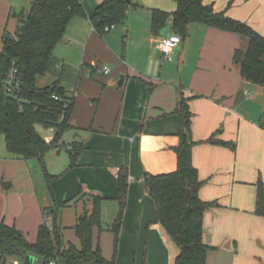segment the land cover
Masks as SVG:
<instances>
[{
  "label": "crops",
  "instance_id": "1",
  "mask_svg": "<svg viewBox=\"0 0 264 264\" xmlns=\"http://www.w3.org/2000/svg\"><path fill=\"white\" fill-rule=\"evenodd\" d=\"M106 1L80 0L85 16L71 21L54 51L57 65L46 86L61 79L74 105L71 128L45 157L49 178L39 160L14 157L6 144L0 146V223L36 243L46 212L53 221V211L66 203L56 211L64 247L80 249L75 226L93 209L91 197H101L103 227L121 219L117 234L94 231V245L107 261L176 264L179 249L161 224L146 178L177 170L179 108L186 99L195 142L192 162L203 183L199 197L216 204L203 220V242L211 247L207 264H264V217L256 214L258 185H264V88L244 81L234 62L248 42L193 24L173 61L163 62L152 14L173 13L175 2L121 0L128 4L126 19L99 34L91 17ZM205 4L264 36V0ZM17 5L0 0V51L11 27L16 33ZM103 66L111 68L109 75L100 72ZM41 135L50 143L56 132L46 129ZM120 175H127L124 200Z\"/></svg>",
  "mask_w": 264,
  "mask_h": 264
},
{
  "label": "trees",
  "instance_id": "2",
  "mask_svg": "<svg viewBox=\"0 0 264 264\" xmlns=\"http://www.w3.org/2000/svg\"><path fill=\"white\" fill-rule=\"evenodd\" d=\"M173 13L153 11L152 25L156 34L170 27L172 34L187 38L193 24L231 32L248 39L246 51L238 50L234 62L240 66L244 81L264 88V36L249 25L233 19L226 12H216L205 0H173ZM128 4L121 0H108L101 4L91 17L96 32L103 34L105 27L124 21ZM85 16L80 0H34L27 15L18 17L15 35L6 33L0 51V136L4 137L8 152L23 160L37 159L44 175L49 178L45 157L58 147L64 134L71 128L69 118L73 99L66 95L61 79L49 86L40 87L38 80L51 74L57 65L54 51L65 37L71 21ZM18 70L21 87L15 96L4 90L3 82L11 69ZM59 97L56 101L54 98ZM68 103V106L66 104ZM179 113L182 122V143L176 149L177 170L167 174L150 175L146 186L154 199L158 215L166 233L179 249L176 264H207L211 247L203 242V220L206 210L213 202H204L199 197L203 183L192 162V114L188 102L183 99ZM64 115V119L61 117ZM56 132L52 142L38 131L37 127ZM214 143H218L212 140ZM71 166H75V151L71 154ZM119 199L124 200L128 191L127 175H120ZM93 209L85 212L75 226L80 249L64 247L62 230L57 223L56 211L66 206L58 205L53 211L51 228L46 224L38 233L36 243H30L16 228L0 223V248L13 258L33 256L38 264H114L107 261L100 246L94 245V231L108 230L118 233L121 219L103 227L101 197H91ZM256 214L264 217V185L257 189Z\"/></svg>",
  "mask_w": 264,
  "mask_h": 264
},
{
  "label": "built area",
  "instance_id": "3",
  "mask_svg": "<svg viewBox=\"0 0 264 264\" xmlns=\"http://www.w3.org/2000/svg\"><path fill=\"white\" fill-rule=\"evenodd\" d=\"M115 29V25L105 27V32H110ZM182 38L179 35L172 34L169 37H160L157 42V49L162 55L163 62H172L173 61V51L181 44ZM100 72L104 75H109L111 73V68L109 66H103L100 68ZM4 90L10 96H15L21 87V80L18 74V70L15 68L11 69L7 77L3 82ZM56 101L59 100V97L54 98ZM68 103L66 106H68ZM64 119V115L61 117V120ZM45 224L51 228L52 220L49 217V212H46ZM0 264H24V259L13 258L7 256L3 250L0 248ZM49 264H56L51 262Z\"/></svg>",
  "mask_w": 264,
  "mask_h": 264
},
{
  "label": "rangeland",
  "instance_id": "4",
  "mask_svg": "<svg viewBox=\"0 0 264 264\" xmlns=\"http://www.w3.org/2000/svg\"><path fill=\"white\" fill-rule=\"evenodd\" d=\"M18 1V5L16 7L24 9V11L26 12V17L29 14L31 8H32V4L34 2V0H17ZM13 18H16V8L13 9V14H12ZM17 30V29H16ZM9 31V30H8ZM12 32L11 35H15V31L13 30V28L11 27L10 31ZM247 42L248 39L244 38ZM2 46V41L0 40V48ZM247 49H245L244 51H246ZM50 76V74L48 76L45 77H40L38 80V84L40 87L46 86L47 84V80L49 79L48 77ZM38 130L43 134L44 130L46 131V129H44L42 126H38ZM3 144H5L4 142V137L0 136V146H2ZM35 258V257H34ZM34 264H38V259L35 258Z\"/></svg>",
  "mask_w": 264,
  "mask_h": 264
},
{
  "label": "water",
  "instance_id": "5",
  "mask_svg": "<svg viewBox=\"0 0 264 264\" xmlns=\"http://www.w3.org/2000/svg\"><path fill=\"white\" fill-rule=\"evenodd\" d=\"M16 15L20 16L22 15V9H16ZM171 35V29L170 27H167L165 30H163L160 33L161 37H169ZM123 79L121 80V82L119 83V86H121L123 84ZM35 258L33 256H26L24 259V264H34Z\"/></svg>",
  "mask_w": 264,
  "mask_h": 264
}]
</instances>
